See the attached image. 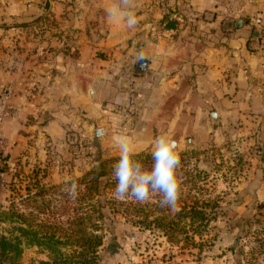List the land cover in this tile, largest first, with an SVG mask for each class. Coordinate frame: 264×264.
I'll return each instance as SVG.
<instances>
[{
  "label": "crops",
  "instance_id": "0c3cea01",
  "mask_svg": "<svg viewBox=\"0 0 264 264\" xmlns=\"http://www.w3.org/2000/svg\"><path fill=\"white\" fill-rule=\"evenodd\" d=\"M161 1L134 0L129 29L106 17L120 0H0V85L18 88L19 145L102 128L103 149L119 153L124 134L136 153L160 135L189 129L206 140L231 122L262 121L264 0H230L235 15L219 0Z\"/></svg>",
  "mask_w": 264,
  "mask_h": 264
},
{
  "label": "rangeland",
  "instance_id": "374dc122",
  "mask_svg": "<svg viewBox=\"0 0 264 264\" xmlns=\"http://www.w3.org/2000/svg\"><path fill=\"white\" fill-rule=\"evenodd\" d=\"M43 30L38 29L36 34H42ZM16 86L15 83L0 85V106L8 95L6 105L10 112L0 122V141H3L0 142V214L12 203L26 209L28 206L21 199L35 196L44 187L45 196H39V201H52L44 216L66 220L68 184L79 185L86 173L98 165V158L120 154L109 153L101 144L98 155L91 145L95 130L90 138L77 128L69 130L60 144L47 139L39 150L31 148L30 143L19 145L18 133L25 130L20 127L24 121L16 114ZM262 115L260 123L253 118L248 122H231L222 133L212 130L206 140L196 137L189 129L171 136L180 149L177 172L181 195L174 209L163 207V211L174 215L180 211L183 201L191 202L193 196L213 201L209 212L216 219L204 228V245L199 257L181 253L180 246L170 244L161 231L140 230L118 215L116 227L107 236L101 264H264V112ZM46 121L42 118L38 124L45 125ZM212 122L216 127L222 125L221 119L217 124ZM80 139L87 142L88 148L77 150L75 144ZM151 152L143 150L135 155ZM6 154L14 160L6 159ZM140 163L150 169L153 159ZM111 178L116 181L113 172ZM114 191L115 188L109 190L108 195L114 197ZM160 199V194L153 193L150 200L141 204L146 210H152L149 204L160 203ZM30 207L35 208L34 204ZM10 230L11 226L0 220V237L9 236ZM196 239L199 241L200 237ZM163 254H166L164 261L160 260ZM48 258V252L38 246L24 245L22 264H35Z\"/></svg>",
  "mask_w": 264,
  "mask_h": 264
},
{
  "label": "trees",
  "instance_id": "16d2710c",
  "mask_svg": "<svg viewBox=\"0 0 264 264\" xmlns=\"http://www.w3.org/2000/svg\"><path fill=\"white\" fill-rule=\"evenodd\" d=\"M161 3L167 2L162 0ZM80 140L75 144L77 150L88 148L87 142ZM6 155V159L14 160ZM134 158L140 162L152 155L142 153ZM118 160L119 157L98 158V165L79 181L77 198L67 200L66 220L44 216L52 204V201L38 199L39 196L44 198V187L35 196L21 199L28 206L26 209L12 203L8 210L1 212L0 220L8 223L11 230L9 236L0 237V264H22L24 245L38 246L48 252L47 260L35 264H101L107 236L116 227L118 215L140 230L161 231L170 244L180 246L181 253L199 257L204 245V228L216 219L209 212L213 201L193 196L191 202L183 201L180 211L171 215L163 211L159 201L149 204L152 210H146L141 202L110 197L109 190L117 183L111 176L114 162ZM33 204L34 209L30 207ZM196 236L200 237L199 241ZM165 258L163 254L160 260Z\"/></svg>",
  "mask_w": 264,
  "mask_h": 264
},
{
  "label": "clouds",
  "instance_id": "9594fccd",
  "mask_svg": "<svg viewBox=\"0 0 264 264\" xmlns=\"http://www.w3.org/2000/svg\"><path fill=\"white\" fill-rule=\"evenodd\" d=\"M134 9V0H120L119 5L106 10V17L110 22H124L132 29L138 23ZM115 143L120 156L113 170L117 181L114 198L124 200L131 197L138 202H147L153 193H158L161 206L174 209L181 195L177 172L181 155L177 141L166 134L156 138L152 145L153 165L150 169L134 158L135 146L127 135L118 136ZM67 191L72 199L77 198L78 184L72 182Z\"/></svg>",
  "mask_w": 264,
  "mask_h": 264
},
{
  "label": "built area",
  "instance_id": "2783aa9c",
  "mask_svg": "<svg viewBox=\"0 0 264 264\" xmlns=\"http://www.w3.org/2000/svg\"><path fill=\"white\" fill-rule=\"evenodd\" d=\"M220 2H222V4L225 6L226 8V12L229 15H235L237 10L234 8L232 2L230 0H219ZM249 23L252 26H260L262 23V18L261 17H256V16H251L249 18ZM9 96L7 95L6 98L4 99L3 103L0 106V122L7 116L10 115L9 110L7 109V100H8ZM1 143L3 142L2 140L0 141Z\"/></svg>",
  "mask_w": 264,
  "mask_h": 264
},
{
  "label": "water",
  "instance_id": "95a60500",
  "mask_svg": "<svg viewBox=\"0 0 264 264\" xmlns=\"http://www.w3.org/2000/svg\"><path fill=\"white\" fill-rule=\"evenodd\" d=\"M259 32V31H258ZM140 67H143V65ZM210 117L212 118V120L217 124L220 122V116L218 114L217 111H212L210 113ZM44 119L48 118V114H44L43 115ZM104 135L103 133V129L102 128H97L95 129V131L93 132V139L91 141V145L93 147H95L97 149V154L99 155L100 151H101V142H100V138ZM178 143V142H177Z\"/></svg>",
  "mask_w": 264,
  "mask_h": 264
}]
</instances>
